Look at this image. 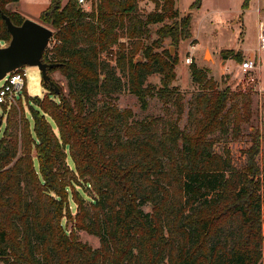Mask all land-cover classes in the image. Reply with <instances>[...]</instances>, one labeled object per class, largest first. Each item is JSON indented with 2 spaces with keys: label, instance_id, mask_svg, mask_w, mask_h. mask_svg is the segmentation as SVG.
Segmentation results:
<instances>
[{
  "label": "trees",
  "instance_id": "obj_1",
  "mask_svg": "<svg viewBox=\"0 0 264 264\" xmlns=\"http://www.w3.org/2000/svg\"><path fill=\"white\" fill-rule=\"evenodd\" d=\"M18 1L0 0V40L11 38L2 12L16 25L25 19L9 8ZM152 1L155 10L146 15L140 0H95L90 9L78 0H51L40 14L53 30L43 61L59 63L49 74L59 71L67 91L56 82L59 94L44 86L50 95L37 98L33 128L0 138L5 264H262L264 176L255 177L264 115L236 166L231 145L243 141L233 142L241 124L251 122V93L221 88L209 69L192 63L199 91L186 103L173 85L178 55L162 45L188 38L191 17L177 19L175 0ZM200 6L201 0L191 5ZM166 19L175 21L144 42L150 25ZM155 74L160 87L148 81ZM124 89L143 111L159 97L163 114L135 118L117 104ZM77 180L91 189L88 198L70 192ZM79 231L100 245L83 242Z\"/></svg>",
  "mask_w": 264,
  "mask_h": 264
},
{
  "label": "rangeland",
  "instance_id": "obj_2",
  "mask_svg": "<svg viewBox=\"0 0 264 264\" xmlns=\"http://www.w3.org/2000/svg\"><path fill=\"white\" fill-rule=\"evenodd\" d=\"M51 0H19L15 4H10L9 8L23 15L25 18L32 20H40V14L49 6ZM67 0H64V3ZM95 0H86V5L81 4L85 9H90ZM175 8L179 12L178 20L191 17L190 27L196 40H192V34L186 39L181 40L177 44H172L171 39L167 38L162 47L169 49L172 55H179L176 65V80L173 82L182 91L187 101L199 91L198 86L193 82L190 66L185 58L189 55L190 45H196L193 50V64L199 68H207L210 75L217 80L222 88L230 85L231 89L238 93H251L252 95V119L250 123H242V131L235 141H244L247 143L236 142L232 148L236 155H241V151L251 147L253 143V129L262 128V119L264 115V51H260L259 46V24L258 14L254 11L255 5L249 4L247 8H243L244 0H201L199 8H192L191 5L196 0H175ZM256 1V0H254ZM88 6V7H87ZM139 8L144 15L155 10V3L152 0H140ZM250 8V10H248ZM264 16V8L261 9ZM193 12V13H192ZM175 20L166 19L162 23L151 24V38L144 39V42H152L157 38L156 30L165 23H171ZM8 41L0 40V46H5ZM206 46V47H205ZM244 52H243V51ZM256 51L258 68L251 72L245 73L241 69V64L247 58L244 55L248 51ZM226 51L230 56V61L225 62L222 52ZM224 61V62H223ZM261 64V79L259 76ZM26 71V93L21 99L15 100L13 103L0 105V138L11 131L20 133L22 128L27 126L28 129L34 126L35 111L40 110L38 99H42L45 95H50L48 90L42 83V74L38 67L25 66ZM52 79L67 91V82L64 76L55 71L51 73ZM161 75L155 74L149 77V82L160 87ZM261 80V85H260ZM3 81L0 82V86ZM55 100L59 101L58 95H51ZM38 98V99H37ZM117 104L120 108H129L133 111L135 118H142L145 115L158 116L163 114L164 107L159 97L155 96L150 99L149 108L143 111L138 98L131 94L127 89L121 91L118 96ZM52 125L53 121L50 119ZM186 123V115L181 121V126ZM55 126V125H54ZM8 135V134H7ZM232 141V140H231ZM226 143L223 142L219 147L223 148ZM34 155V152H33ZM256 162L260 167L261 174L255 177V180L264 176V142L261 139L260 150L256 156ZM69 163L71 160L69 159ZM37 165V162H36ZM75 192L79 190L85 198L87 194H91V189L86 183L77 180L73 185ZM70 194V198H71ZM74 207V204L71 202ZM144 209L149 211L150 206ZM73 218L69 217L66 228L71 229ZM80 240L88 243L96 248L100 245V239L97 236L89 234L85 231L78 232ZM262 264H264V250ZM0 264H5L0 259Z\"/></svg>",
  "mask_w": 264,
  "mask_h": 264
},
{
  "label": "water",
  "instance_id": "obj_3",
  "mask_svg": "<svg viewBox=\"0 0 264 264\" xmlns=\"http://www.w3.org/2000/svg\"><path fill=\"white\" fill-rule=\"evenodd\" d=\"M1 17L11 38L7 45L0 46V82L17 69L35 66L41 71L43 85L59 94L60 88L49 74V70L58 67L59 63L43 61L44 53L53 37V30L30 18H25L22 24L16 25L5 13L2 12Z\"/></svg>",
  "mask_w": 264,
  "mask_h": 264
},
{
  "label": "built area",
  "instance_id": "obj_4",
  "mask_svg": "<svg viewBox=\"0 0 264 264\" xmlns=\"http://www.w3.org/2000/svg\"><path fill=\"white\" fill-rule=\"evenodd\" d=\"M80 4L86 5V0H78ZM88 7V6H87ZM259 50L264 51V21H259ZM196 45H190L189 55L185 58L187 64H192L193 62V50ZM257 58H246L241 64V69L243 72L248 73L258 68ZM26 87V71L25 68L17 69L9 73L3 80V84L0 86V104L13 103L19 98L24 88ZM242 143V142H240ZM244 143V142H243ZM245 144V143H244ZM235 143L231 145V155L233 157V162L236 166H240L246 159V150L241 151V155H236L233 151Z\"/></svg>",
  "mask_w": 264,
  "mask_h": 264
},
{
  "label": "crops",
  "instance_id": "obj_5",
  "mask_svg": "<svg viewBox=\"0 0 264 264\" xmlns=\"http://www.w3.org/2000/svg\"><path fill=\"white\" fill-rule=\"evenodd\" d=\"M250 3L253 4V5H255L254 11L258 14V17H259V19H258V24H259V21H261V20L264 21V16L261 14V13H262L261 9L264 8V0H256V1L251 0ZM251 4H250V5H251ZM248 10H250V8H249ZM192 13H193V12H192ZM191 17H192V15H191ZM191 19H192V18H191ZM190 32H191V34H192V40H196V41H197L196 37H194V35H193V32H192L191 27H190ZM205 47H206V46H205ZM242 51H243V50H242ZM243 52H244V51H243ZM256 54H257V53H256V51H254V50H253V51H248V52H245V53H244V55H246L247 58H253V57L257 58V55H256ZM178 57H179V55H178ZM228 61H230V57L227 58V59H225V62L228 63ZM223 62H224V61H223ZM259 76H260V79H261V64H260ZM260 85H261V80H260Z\"/></svg>",
  "mask_w": 264,
  "mask_h": 264
}]
</instances>
